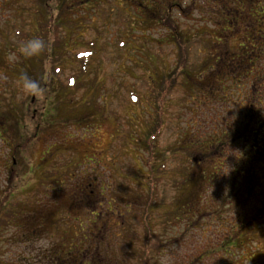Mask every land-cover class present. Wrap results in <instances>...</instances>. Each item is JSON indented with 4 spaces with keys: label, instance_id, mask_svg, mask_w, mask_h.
<instances>
[{
    "label": "trees",
    "instance_id": "16d2710c",
    "mask_svg": "<svg viewBox=\"0 0 264 264\" xmlns=\"http://www.w3.org/2000/svg\"><path fill=\"white\" fill-rule=\"evenodd\" d=\"M117 1L120 2L119 0H30L29 5L24 0L21 1L27 5V9L22 8L21 11L25 9L24 15H28L29 25L33 26L32 34L42 37L46 41V48L39 55H34L29 59L21 57L14 58L11 62L8 61L7 68L3 73L4 79L13 80L17 68L20 65H27L28 61L43 67L41 63L49 59L52 73L51 83L56 87L54 93L57 102L65 99L68 101L78 99L81 102L79 106H76L77 104L71 107L57 106L59 110L65 109V114L69 115L67 118L61 119L66 123L78 122L77 129L85 121H91L94 125L99 117L103 120H114L115 128L112 134L113 146L106 165L102 166L96 163L91 169L84 164L85 171H81L82 163L73 156L75 153L72 152L70 146H67V141L55 140L52 143L55 146L50 149L48 156L44 154L37 182L23 195L24 198L8 199L7 195L3 196L0 201V255L4 253L3 243L7 241V238L3 237L5 235L1 233V229L7 227L17 230L11 234V240L14 242L28 241L30 237L39 235H46L53 239L51 246L45 248L44 252L40 254V259L44 264H127V259L123 257V260L117 256L114 248L110 247V249L104 250L105 242L102 243V241L112 235L109 229L120 226L121 222H126V217L129 213H133L132 211L136 210L140 216H146L150 214V210L152 212L153 209H164L161 205H154L156 203L151 198V186L153 180L166 176L173 182L176 198L171 204L165 206L163 213L174 215L175 220L179 219L178 221L185 218H190L189 221L193 220L192 217L198 210V208L194 209V206L200 202L202 192H205L206 188L212 189L217 182L216 179L214 180L216 174L214 171L209 182L203 183L202 174L205 172L203 165L210 162L217 154L225 155L224 149L234 142L237 143L238 148L242 149L240 154L244 161L242 160L241 163L236 164V167L232 166L226 171L228 172L227 191L224 194L220 192L219 199L221 201L219 202L220 206L217 207V215L221 217L220 213L223 208L220 207L227 200L230 201L232 210L239 204L245 207L249 201V198H245V196L241 198V195L234 201L232 188L235 181L240 179L244 181L247 176L246 181L249 180L251 173L255 174L256 178L260 176L255 171L259 172L262 166L260 163L251 165L250 161L251 157L255 158V155L260 153L261 145L264 143V133L261 130V127L264 126V96L263 90L261 91L264 84V73L255 70L256 66L253 67L251 64L254 61L253 57L250 59V55L254 53L253 55L258 58L261 55L264 56V51L259 48V51H256L246 43L243 53L238 55L235 54L238 49L229 48L228 43L237 31V15L242 14V11H246L255 3H260L256 9L262 8L264 12V0H188L187 5L183 4L182 0H121V3ZM203 2L215 6L212 11L216 12V20L210 13L209 19L188 15V18L194 22L189 25L184 24L182 27L179 26L178 21L174 20V17H171L173 10H178L185 17L187 16L186 11L192 12L194 8H201ZM132 3L136 5V8L135 6L132 8ZM17 8L20 9V6ZM114 13L117 16V25L115 24L117 27H114L116 38L111 47L110 43L112 42L101 43L99 40L100 37L102 38L104 30L107 33L109 15ZM261 18L264 19V14L258 18V21ZM221 20L227 25H217ZM101 23H104V26ZM247 25L251 29L253 28L254 33L262 35V37L257 36V39H259L258 42H263L264 34L261 31L264 27L259 31L256 30L258 25L256 26L254 22ZM26 27V19L20 15L18 23L6 31V35L1 36L4 38L0 40V50H6L8 56L11 53L22 56L18 51V44L25 40L26 34L29 35L28 29L25 31ZM87 28H92L97 37L89 40L80 39L78 41L84 42L78 44L74 36L82 37ZM154 29L164 30L162 37H159V42H163L165 45L172 44L180 52L176 54L174 60L163 56L159 58V54L152 48L145 47L147 41L152 39L149 32ZM13 34L16 39L10 46L8 43L13 42L9 41ZM192 42L200 47L199 58L196 62L186 63L181 55L182 48L188 49ZM128 43H130L129 47H127ZM77 45L81 47L75 50ZM110 48H114L112 54L109 53ZM136 54L144 56L147 63L139 64V61L134 59ZM244 54L251 66L246 74L242 75L246 77L243 81L251 80L247 93L242 86L243 81L240 83L242 89L237 90L239 76L236 75L238 73L236 71H238V65L233 63L237 58L232 60L234 55L243 57ZM122 60L131 61V66L136 65L137 67L133 66L130 71L126 72L136 76L134 70L139 69L141 76L138 79L142 77L147 88L153 90L160 88L157 92L159 95L164 96L171 90L173 92L178 90L182 94V97L173 100V105L168 110L169 112L173 111V118H179L180 115L185 114L184 111H191V108L194 109L198 106L202 108V111L209 110L212 103H220L221 111L233 116L229 120L220 121L218 117L222 114H215L217 119H214L213 129L210 132H205L203 128L201 130L193 124V127L190 128L189 124L191 123H186L188 126L185 125L177 132L180 143L168 145L167 149L158 146L156 139L161 134L162 124L164 125V122L171 117L163 119L158 114L151 113V110L157 109V105L143 102L145 95L135 80L129 83L119 82L115 71L128 69L126 66H122ZM225 60H227V64L224 63V66L230 68L231 74L230 77L224 76L220 80L221 71H224L221 63ZM215 69L218 74H215ZM42 72V68L41 72L39 70V72L32 73L31 68L27 70L28 76L33 77L39 83L43 81ZM60 74L64 76V81H61ZM16 83L22 84L19 80H15L14 84ZM223 83H226L224 87L231 93V100L225 97V89L221 87ZM114 85L125 102L124 105L120 104L124 112L117 113L116 116L113 113L115 109L109 107L115 97L113 94L115 91L112 89ZM13 86L15 88V85ZM244 93L247 94L245 100L242 99V95L245 96ZM76 94L77 97L72 98ZM32 96L33 94H30L26 99L32 100ZM11 97L13 96L11 95ZM153 102L156 103L155 100ZM125 111L127 112L125 113ZM174 111L178 113L176 114ZM129 113L130 115H126ZM72 114L75 115V118L71 117ZM121 116L125 117L120 122ZM203 133L204 136H202ZM260 138L263 139L260 140ZM252 142V147H259V149L250 155L251 145L249 146V144ZM22 145L16 143L12 151L20 156L19 148ZM132 151L146 152L150 157L143 158L137 153L134 157ZM156 157H160L161 162L156 166V169H153L152 164ZM167 159L173 160L175 165L167 168ZM130 160L131 164L135 163V166L131 167L133 169L125 165V162ZM12 162L14 165V158ZM214 164L216 165L215 162ZM208 166L212 167V165ZM196 168L199 169L198 173L188 175L190 169L195 172ZM206 171V175H208L209 171ZM141 172H143V178L139 176ZM83 174L84 176H82ZM16 175L17 173L13 174V178ZM88 176H91L92 180L87 184L85 177ZM75 181L81 182L85 188L89 189L83 192L84 189L80 188L78 184L70 187V184ZM95 181L99 183L98 189H95ZM218 181L220 180L218 179ZM204 186L207 187L203 188ZM43 188L48 192L43 193ZM61 188L71 189L73 192L83 189L81 191L85 196L79 199L72 194L68 201H64L65 203L61 201L62 204L59 203V207H56L55 204L48 208L44 197H50L49 191L53 192L51 197L57 195L56 191L60 192ZM143 188L149 193L143 194ZM216 188L219 189L217 185ZM262 201L264 203V199ZM44 203L47 204V210L41 206ZM71 203H73L74 209L70 206ZM230 204L225 207H229ZM118 216L122 220H117V224L112 225ZM109 217H111L112 226H108L106 223V219ZM238 219L235 220V235L238 236L237 251L245 253L252 241L262 245L264 228L256 230L259 227H256L257 224L254 221L247 224L244 218ZM141 221L149 223L147 218L141 219ZM165 221L166 219L161 222L165 224ZM151 225H153L152 222ZM147 230H150L149 226ZM99 237L101 240L103 239L101 242L96 239ZM152 238H154L153 235ZM147 241L148 239L145 240L146 243ZM145 248L147 249V244ZM153 248L151 255L155 259L148 257L142 259L143 257L140 255L139 263L148 264V262L155 263L157 261L162 252L160 242ZM256 252L258 254L251 256L248 261L238 260L241 261V264H264L263 252L260 249ZM143 253L145 256L146 250ZM120 259L123 261L120 262Z\"/></svg>",
    "mask_w": 264,
    "mask_h": 264
},
{
    "label": "rangeland",
    "instance_id": "374dc122",
    "mask_svg": "<svg viewBox=\"0 0 264 264\" xmlns=\"http://www.w3.org/2000/svg\"><path fill=\"white\" fill-rule=\"evenodd\" d=\"M21 1L22 0H0V40L1 38H4L1 36L7 34L6 31L13 28V25L15 23H18L20 15H22V17L24 16V18L26 19L27 27L25 28V31H27V29L29 31V35L27 36L26 34L25 40L31 37H36V35L32 34L33 26L29 25V19L27 17L28 15H24V13H26L25 9H27V5L21 3ZM119 1L120 2H117L121 3V0ZM24 2L29 5L30 0H24ZM182 3L187 5L188 0H182ZM112 5L114 6L113 3ZM259 5L260 3H255V5L251 6L246 11H242V14L237 15V31L233 36L234 38L232 37L233 39L231 38L228 43L229 48L233 50L238 49V52H236L235 54L239 55L240 53H243L246 43H248V46L255 48L256 51H259V49H263L264 51V41L258 42L259 39H257V36L262 37V35H259V33H254L253 28L251 29L247 25L254 22L256 26L258 25L256 30L258 29L259 31H261L264 27V19L261 18V20L258 21V18L262 16V14H264L262 8L260 10L256 9V6ZM19 6L20 9L17 8ZM131 6L132 8H134V6L136 8V5L134 3H132ZM214 7L215 6L211 5V3L207 4L203 2V6L201 8H194L192 10L193 13L186 11L187 16L185 17L184 15L180 14L178 10H173L171 17H174V20L178 21L179 26L182 27L184 26V24L189 25V23L194 22L193 20L188 18V15H194L195 18L200 16V19H209L210 13L216 20V12L215 10L212 11ZM22 8L25 9L21 11ZM123 12L125 14V11ZM116 17L117 16L115 15V13L109 15V26L107 29V33L104 30L102 38L100 37L99 41L101 43H105V41L107 43L109 41L112 42L110 43L111 45L115 42L116 29L114 27L117 25ZM101 24L104 26V23ZM218 24H220L219 26L227 25V23H224L222 20L219 21L217 25ZM85 30L86 31L83 32L82 37L79 38V35H77L74 36V38L78 41L80 39L89 40L91 38L97 37V34L92 28H87ZM261 32L262 34H264V28ZM149 33L152 35V39L147 41L145 47L148 46L149 49L152 48L154 52H157L159 54V58L163 56L167 59L174 60L176 54L180 53L178 49L173 47L172 44L165 45L163 44V42L158 41L159 37H162L164 33L163 29H160L159 31L158 29H154ZM109 34H111L112 37ZM10 37L12 39H10L9 41L13 42L8 44L12 46L16 37H14V34ZM83 42L84 41H78L77 43L82 44ZM239 43H241L239 46L241 48L238 47ZM129 46L130 43H128L127 47ZM80 47V45H77V48L75 50ZM8 49L10 50L11 48ZM113 49L114 48H110L109 53L112 54L114 52ZM198 51H200V47L192 42L188 46V49H186V47L182 48L181 55H183V59L186 60V63L196 62L199 58ZM7 57L8 54L6 50H0V201L2 200L3 196L6 195L8 199H13L14 197H19V199L24 198L23 195H25L26 192H28L29 188H31L32 185L37 182L44 154L48 156V152L50 151V149L55 146L52 144L55 140L67 141V146H70L73 150L72 152L75 153H72L73 156H75L77 160L82 163V165H80L82 169L81 171H85L83 169L85 167L84 164L88 165V167H90L91 169L96 163H99L102 166L106 165L108 163L106 162V160L110 157L111 147L113 146L112 134L115 128L113 122L115 121H109L107 119L103 120L98 117L94 122V125L91 121H85L77 129L76 127L78 126H76V124L78 122H64L61 118H67V116L69 115L65 114V109L59 110L57 106L71 107L75 106L76 104V106H79L81 102L78 101V99H75L73 101H68L67 99H65V102L62 100L57 102V97L54 93L56 91V87L51 83L52 73L50 68L51 63L49 59L45 62L42 60L43 62L41 64L43 67H40L39 65H37V63L33 64L32 61L26 62L28 64L25 66L20 65L17 68L16 72H14L13 80H10L9 78H7V76V79H4L5 77L3 75L4 70L8 65L7 62L9 61ZM21 57L25 59L30 58L23 55L19 56L17 54L14 58L18 59ZM235 58H237V60H235L233 63L238 65V71H236L238 73H236V75L239 76V81H237V90L240 91V89H242L240 87V83L244 78H246L242 75L246 74V71H248L251 66L248 64V59L245 58V54L243 57H237L236 55H234L232 57V60H234ZM134 59L138 60L139 64L141 62L142 64L147 63L145 61V57L141 56V54H136V57ZM118 60L120 59L118 58ZM226 61L227 60L221 63L222 69H224V71H221L222 74L220 75V80L224 76L230 77L231 74L229 71L230 68L224 66V63L225 65L227 64ZM122 62V66H126L128 69H118L117 71H115V76L117 77V79H119V82L122 83L123 81L124 83H129L130 81L135 80L139 85L138 87L142 88L143 94L145 95L143 102H149L150 104L153 103L157 105V109H154V111L151 110V113H154V115L158 114V116L163 119L171 117L169 120L164 122V125L162 124L161 134L156 139V143L160 147H164L165 149H167L168 145L180 143V137L177 132L188 123H191L189 124L190 128L196 125L201 130L203 128L205 132H210L213 129L214 119L216 118L215 114H222L218 117L220 121L224 119L229 120V118L233 116H230L228 115V113L221 111L222 105L220 103H212L210 107L211 109L209 110L202 111V108L198 106L194 109L191 108V111H184L185 114L180 115L179 118H173V111L169 112L168 110L170 109V106L173 105V100L182 97V94L178 92V90H175L174 92L173 90H171L169 93H165L164 96H161V94L159 95V93L157 92L158 90H160V88L154 90L152 88H147V86H145L144 79H142V77L138 79V77L141 76L139 69L134 70L135 74H139L138 76H133L130 72H126L128 70L130 71V68L136 65L131 66L132 62L129 60H122ZM255 65H257V63ZM258 65H260V62H258ZM253 67H255L254 63ZM28 68H31L32 73L37 71L39 72V70L41 72V68L43 70V81L42 83H40L42 91L37 94H33L32 100L26 99L30 94L24 91L22 84H14L15 80L21 81V76L23 74L28 75ZM214 72L215 74H218L217 70ZM59 77L61 81H64V76H62V74H60ZM250 81L247 82V80H244L242 82V86H244L243 88H245V93H247L248 88H250ZM225 84L226 83L222 84V89H225ZM13 85H15V88H13ZM108 85L111 87L110 84ZM119 87L123 91V88H121L120 84ZM112 89L113 91H115L113 92L115 97L109 107L113 110H116H114V112L112 111L116 116L117 113L122 114L124 112L121 105H124L125 102L120 97L119 92H117L116 85L112 86ZM262 90V94L264 96V84L261 91ZM224 93L225 97L231 100V93H229V91H227L226 89L224 90ZM245 93V96L242 95V99L244 100L247 96V94ZM11 95L15 99L11 97ZM75 97H77V94L72 96V98ZM217 97L219 98L220 96ZM153 100H155L156 103H154ZM244 100L243 102H245ZM223 107L225 108L227 106ZM126 112L127 111H125V113ZM174 112L176 114L178 113L176 111ZM126 115H130V113ZM71 117L75 118V115L72 114ZM124 117L121 116L119 121L121 122ZM175 119L177 121H174ZM261 130L264 133V126ZM204 135L205 134L203 133L202 136ZM16 143L17 145L25 144L22 145L21 148H19L20 156L12 151ZM236 144L237 143L234 142L231 143L230 146H227L224 149L225 155L221 156L217 154L213 157L214 159L220 156L219 158L214 159L217 167L214 164L213 159L203 165V169L205 170V172H203L202 174L203 183L205 181L209 182L214 171L216 172V174L214 175V180L216 179L217 182H215V186L212 189L206 188L207 186L203 187L206 189L205 192H202V197H200L199 200L200 202L196 203V206H194V209L198 208V210L195 211V216L192 215L193 220L189 221L190 218H185L184 220L178 221L179 219L175 220L174 215L172 216V214L163 213L165 211V206L171 204L173 199L176 198V189L174 188L172 180H170V178H168L167 176L155 181L153 180V184L151 186V198L156 203L154 204L155 206L161 205L162 207H164V209L157 208L155 210L153 209L152 212L150 210V214H147L146 216H140L139 212H136V210L132 211V215L129 213L126 217V222L119 223L120 226L118 227L115 226L112 229L108 228L109 232L112 233L111 236L109 235L104 240L102 239L103 241L100 237L96 238L99 239V242H105L104 250H108L110 249V247L114 248L117 256H119L123 260L124 258L127 259V264H141L139 263L140 255L143 257L142 259H144L145 257L155 259L151 255V250H154L153 246L158 245L159 242L162 252L155 263L148 262V264H241V261H239L238 259L248 261L249 258L254 254V256H256L258 254L256 251L260 249V245L255 241H252L250 245H248V251H246L245 253L237 251L236 244L238 241V236L235 235V220L236 218H241V216L245 219L247 214L250 217H255L254 222L255 224H257L256 227H259V229L255 228L256 230H261L264 228V225H262L264 221L263 219H261V215L262 213H264V203L262 201L264 199V197H262L264 196V169H262L264 168V143L262 144L260 142V144H262L260 153H258L257 156L255 155V158L254 156L251 157L250 161L251 165H257L258 163H260V165L262 166L260 168V171H255V173H259L260 176L256 178L255 174L251 173L249 176V180L246 181L248 177L247 176L245 177L244 181L240 179L239 181L233 182H237V189L240 192V197L242 198L245 196V198H249L248 203H246L245 207L242 206V204H239L232 210L230 209V201L227 200V202L229 203L226 202L220 207L223 208L221 209L220 213L221 217L217 215V207L220 206L219 202L221 201L219 199L220 192L224 194L227 191L226 189L228 182L226 181V179H228V172L226 171H228V169H230L232 166L236 167V164L241 163L242 160L244 161V158H242V154H240V150L242 151V149L240 147L238 148ZM250 145L251 147L249 151L251 155L256 149H259V147H252L253 142L249 144V146ZM131 153L134 157L136 153L140 157L143 156V158L145 157L148 159L150 157V155L147 156L146 152L132 151ZM166 155L169 156V154L167 153ZM13 158L15 162L14 165H12ZM161 158H155L154 164H152L153 169H156V166L160 164ZM173 162V160L167 159V168L174 166L175 163ZM131 163L132 161L130 160L128 162H125V165L128 168L133 169L131 167H134L135 163ZM129 164L131 165L129 166ZM208 165H212V167ZM206 170L209 171L208 175H206ZM196 172H199L198 168H196L195 172L193 171V169H190L188 175L190 173H193L194 175L196 174ZM15 173H17V175L15 178H13V174ZM142 173L143 172L139 174L140 178H143ZM82 176H84V174ZM85 178L87 184L88 181L92 180L91 176ZM104 178L105 180H107L105 176ZM218 179L220 181H218ZM253 179L256 181H252ZM109 182L111 181L109 180ZM76 184H78L80 188L84 189V191L83 189H81L83 192H86L89 189L85 188L84 185L78 181H75V183H71L70 187H73ZM216 185L219 188L218 190L216 188ZM97 186H99V183L98 181H95V189H98ZM81 190L78 189L76 192H73L71 189L67 190L66 188H61V191H56L57 195H53V197H51L53 192L49 191L50 197L47 198L45 196L44 200L46 203H48V208L53 207L55 204L56 207H59V203L62 204L61 201L63 203H65L64 201H68L69 198H71L72 194L73 196H77L79 199L85 196V194H82L83 192ZM248 190L250 191V193L247 192ZM47 192V189L43 188V193ZM142 193L148 194L149 192H147V190L143 188ZM228 204H230L229 207H225ZM41 206L46 209L47 204L44 203ZM70 206L73 208V203H71ZM247 208L248 211L245 210ZM114 218L116 217L114 216ZM144 218H147L149 222L148 224L141 221V219ZM110 219L111 217H109V219H106V223L108 226L117 224V220H120L121 218H119L118 216V218L114 220L112 225ZM164 219H166L165 224L161 222ZM151 222L153 225H151ZM148 226L150 227V230H147ZM14 231L17 230L9 229L7 227L5 229H1V233L5 235L3 237L7 238V241L3 243V249L5 251L0 255V264H44L40 259V254L41 252H44L45 248H49L54 240L50 239L46 235H39L30 237L28 241L22 240L14 242L11 240V234ZM152 235L154 236V238H152ZM147 239L148 241L146 243L145 240ZM146 244L147 249L145 248ZM144 250H146L145 256H143ZM123 260H121L120 262H122Z\"/></svg>",
    "mask_w": 264,
    "mask_h": 264
},
{
    "label": "clouds",
    "instance_id": "9594fccd",
    "mask_svg": "<svg viewBox=\"0 0 264 264\" xmlns=\"http://www.w3.org/2000/svg\"><path fill=\"white\" fill-rule=\"evenodd\" d=\"M45 48L46 41L38 36L20 41L18 44V51L25 57L39 55ZM14 57L15 53H12L7 58L11 62ZM21 83L24 91L29 94H37L42 91L40 83L26 74L21 76Z\"/></svg>",
    "mask_w": 264,
    "mask_h": 264
},
{
    "label": "flooded vegetation",
    "instance_id": "af4514ba",
    "mask_svg": "<svg viewBox=\"0 0 264 264\" xmlns=\"http://www.w3.org/2000/svg\"><path fill=\"white\" fill-rule=\"evenodd\" d=\"M254 53H252L250 56V59H252V57H253V61H254V63L256 64L257 63V65H255L256 66V68H255V70L256 71H258L259 73H261V72H263L264 73V56L263 55H261V57H258V58H256L254 55H253ZM259 56V55H258ZM258 62H260V65H258ZM252 65H253V63H251ZM263 127V126H262ZM261 127V128H262ZM263 138H260V140H262ZM236 146H237V144H236ZM233 200L235 201V200H237L238 199V196H239V194H240V192L238 191V189H237V182L236 183H233ZM247 192H249L250 193V191L248 190ZM246 211H248V208L247 209H245ZM249 214H252V213H249ZM256 215H258V214H256ZM245 217V216H244ZM241 218L243 219V217L241 216ZM253 218H255L254 216H248L247 214H246V218L244 219L246 222H247V224L251 221V222H253V221H255V220H253ZM261 219H263L264 220V213H262V215H261ZM234 220V219H233ZM262 225H264V222L262 223ZM252 227H253V225H252ZM260 247V251H262L263 252V255H264V238H263V243H262V245H260L259 246Z\"/></svg>",
    "mask_w": 264,
    "mask_h": 264
}]
</instances>
